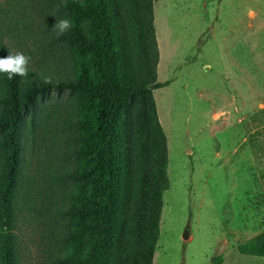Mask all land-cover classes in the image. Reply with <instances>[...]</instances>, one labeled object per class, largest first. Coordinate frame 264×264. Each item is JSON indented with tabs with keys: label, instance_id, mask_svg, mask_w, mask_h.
<instances>
[{
	"label": "rangeland",
	"instance_id": "374dc122",
	"mask_svg": "<svg viewBox=\"0 0 264 264\" xmlns=\"http://www.w3.org/2000/svg\"><path fill=\"white\" fill-rule=\"evenodd\" d=\"M114 3L139 89L121 120L115 264L148 261L146 228L150 264H264L236 250L264 231V0ZM61 18L64 0H0V45L31 57L20 98L51 78L19 121L18 264H63L71 248L79 96L54 86L75 78L69 31L53 28Z\"/></svg>",
	"mask_w": 264,
	"mask_h": 264
},
{
	"label": "trees",
	"instance_id": "16d2710c",
	"mask_svg": "<svg viewBox=\"0 0 264 264\" xmlns=\"http://www.w3.org/2000/svg\"><path fill=\"white\" fill-rule=\"evenodd\" d=\"M64 1L72 22L69 37L75 78L54 86L78 92L79 119L71 248L63 264H115L124 226L121 120L139 89L130 84L114 0ZM8 52L0 45V57ZM49 86L31 82L20 98L19 77L9 79L0 73V264H18L14 220L21 187L20 116ZM152 127L162 136L155 116ZM158 200L156 197L149 216L153 227L159 212ZM142 236L149 248L144 264H150L155 234H147L146 228ZM236 250L264 257V231L245 239Z\"/></svg>",
	"mask_w": 264,
	"mask_h": 264
},
{
	"label": "clouds",
	"instance_id": "9594fccd",
	"mask_svg": "<svg viewBox=\"0 0 264 264\" xmlns=\"http://www.w3.org/2000/svg\"><path fill=\"white\" fill-rule=\"evenodd\" d=\"M57 36L64 35L72 28V22L68 18H61L53 25ZM31 57L20 51H9L7 56L0 57V73L7 74L9 79L14 77H27ZM45 84L51 83V78L43 77Z\"/></svg>",
	"mask_w": 264,
	"mask_h": 264
},
{
	"label": "water",
	"instance_id": "95a60500",
	"mask_svg": "<svg viewBox=\"0 0 264 264\" xmlns=\"http://www.w3.org/2000/svg\"><path fill=\"white\" fill-rule=\"evenodd\" d=\"M187 237V234L186 233H183L182 234V238H186Z\"/></svg>",
	"mask_w": 264,
	"mask_h": 264
}]
</instances>
